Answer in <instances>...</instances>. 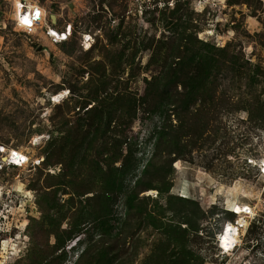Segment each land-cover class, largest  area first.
<instances>
[{
    "label": "rangeland",
    "instance_id": "374dc122",
    "mask_svg": "<svg viewBox=\"0 0 264 264\" xmlns=\"http://www.w3.org/2000/svg\"><path fill=\"white\" fill-rule=\"evenodd\" d=\"M13 1L0 145L30 159L0 168V264H73L85 246L78 264H264L249 161L264 156V0H36L56 29L72 23L58 43L16 27ZM236 180L255 215L226 253Z\"/></svg>",
    "mask_w": 264,
    "mask_h": 264
},
{
    "label": "bare ground",
    "instance_id": "6f19581e",
    "mask_svg": "<svg viewBox=\"0 0 264 264\" xmlns=\"http://www.w3.org/2000/svg\"><path fill=\"white\" fill-rule=\"evenodd\" d=\"M28 4H30L32 2V0H25ZM13 6H14V11H13V16L15 17H19L21 19H25L28 17L27 14H25L24 16H22L23 12H22V8H21V4H20V0H14L13 1ZM52 33H54L53 35L57 38H61L64 39L66 37V39L69 37L68 35H70L72 33V27H66L65 24V28H64V33L61 34L60 32L57 31H53ZM93 41V38L90 34H85L84 35V42L83 45L85 46V48H89L91 43ZM65 92H60L58 94H53L52 95V99L54 101H59L62 97L63 94ZM6 149V148H5ZM10 150H8L9 154H7V156H5L3 158L4 161H6L8 159V157L12 156V158L10 159V162L13 165L16 166H22L24 164H26L29 161V156L27 155V153L20 151L16 148H8ZM16 154V155H13ZM23 161V163H21ZM250 163L253 165H256L259 167V171L261 176L264 177V156L260 157V158H249ZM178 165V164H177ZM210 177V176H209ZM198 181H201L200 178H198ZM239 185V181L236 180L233 184L229 185L227 187V199H226V209L229 211V213L233 214L235 216L234 219H229V220H225L224 222H222L221 224V228L217 233V237L218 238H222L223 240V246L221 247V249H223V252H226L227 249H229V245L227 244V240L233 236L232 234L236 232V225L238 224V222L241 221L242 225V231L245 232L247 227H248V221L243 223V220L241 219L244 216V212L249 213V204L247 202H245L242 199H239L236 196L237 191L239 190V187L237 188V186ZM188 184L187 181H185L184 184L180 185L179 189H178V195H180L183 198H189V189H188ZM223 185H220L217 189L216 192H219L220 190L223 189ZM221 204L222 202L217 200V197L212 195L211 197V201L210 204ZM222 205H224V203H222ZM223 207V206H222ZM224 209V208H223ZM252 215H255V212L252 211L250 217ZM236 218H238V221H234ZM11 244V243H10Z\"/></svg>",
    "mask_w": 264,
    "mask_h": 264
},
{
    "label": "built area",
    "instance_id": "2783aa9c",
    "mask_svg": "<svg viewBox=\"0 0 264 264\" xmlns=\"http://www.w3.org/2000/svg\"><path fill=\"white\" fill-rule=\"evenodd\" d=\"M20 4H21V8H22V16H24L25 14L28 15L27 20L30 21V23H24V19H21L19 17H15L14 19V23L15 26L20 28L27 36H35V39L38 40V36L39 34H43L44 36H46V38L50 39V41L52 43H58L61 41L66 40V37L64 39L61 38H57L55 37L52 33L53 31H57L60 32L61 34L64 33V28H65V24L63 25L62 29H56L55 25L57 24V22H52V21H47V11L45 9V7L43 5H41L38 1L34 0L32 1L30 4H28L25 0H20ZM37 11L39 12V17L37 18L36 13ZM66 27L68 29V27H72V23L70 22H66ZM71 35V34H70ZM68 35V36H70ZM6 147L1 146L0 145V149H2V151H0V168H2L5 164H12L10 162V159L12 158V156L8 157V159L6 161L3 160V158L5 156H7V154H9L8 150L5 149ZM10 150V149H9ZM23 163V161L21 162ZM251 207V209L254 211V206L249 205ZM243 220V223L248 221L250 223V220L252 219V216L248 217V213L244 212V216L241 218ZM235 222L238 221V218H236L234 220ZM241 221L238 222V224L236 225V232L233 233L228 240H227V244L229 245V249L226 250L227 252H235L236 250H238L241 246V237L243 235V231H242V225ZM223 236L221 238L217 237V244L219 245L220 249L221 247L224 245L223 244V240H222ZM223 251V249H221Z\"/></svg>",
    "mask_w": 264,
    "mask_h": 264
},
{
    "label": "trees",
    "instance_id": "16d2710c",
    "mask_svg": "<svg viewBox=\"0 0 264 264\" xmlns=\"http://www.w3.org/2000/svg\"><path fill=\"white\" fill-rule=\"evenodd\" d=\"M13 165V164H11ZM16 166V165H14ZM231 214V213H230ZM84 251H86V246L81 250V254L78 255V258L75 260V262L73 264H78V260H80V257H82V255L84 254Z\"/></svg>",
    "mask_w": 264,
    "mask_h": 264
},
{
    "label": "snow or ice",
    "instance_id": "6c2138e0",
    "mask_svg": "<svg viewBox=\"0 0 264 264\" xmlns=\"http://www.w3.org/2000/svg\"><path fill=\"white\" fill-rule=\"evenodd\" d=\"M36 16H37V18L39 17V12L38 11L36 13ZM23 22L24 23H30V21H28L27 18H25ZM0 151H2V149H0ZM13 155H16V154H13Z\"/></svg>",
    "mask_w": 264,
    "mask_h": 264
},
{
    "label": "water",
    "instance_id": "95a60500",
    "mask_svg": "<svg viewBox=\"0 0 264 264\" xmlns=\"http://www.w3.org/2000/svg\"><path fill=\"white\" fill-rule=\"evenodd\" d=\"M69 6L72 7L73 6V3H69ZM37 49H43V45L42 44H39L38 47H37Z\"/></svg>",
    "mask_w": 264,
    "mask_h": 264
}]
</instances>
